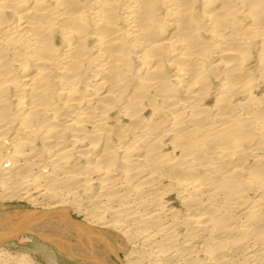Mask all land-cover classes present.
<instances>
[{
  "label": "bare ground",
  "instance_id": "bare-ground-1",
  "mask_svg": "<svg viewBox=\"0 0 264 264\" xmlns=\"http://www.w3.org/2000/svg\"><path fill=\"white\" fill-rule=\"evenodd\" d=\"M12 199L0 264H264V0H0Z\"/></svg>",
  "mask_w": 264,
  "mask_h": 264
},
{
  "label": "rangeland",
  "instance_id": "rangeland-1",
  "mask_svg": "<svg viewBox=\"0 0 264 264\" xmlns=\"http://www.w3.org/2000/svg\"><path fill=\"white\" fill-rule=\"evenodd\" d=\"M14 208H31V206H30V204L26 203L25 201H22V200H19V199H12V200L0 201V210H7V209H14ZM72 214H73V216L76 219H79V220L82 219V216L81 215L76 214L75 212H72ZM24 241H25V243H28L30 245V247L29 246L28 247L27 246L25 247L23 245L24 244ZM35 241H36L35 239H26V238L22 237L21 239L15 240L14 243L13 242L12 243H8V246H11L12 247L11 248L12 251L13 250L14 251L15 250L17 251L18 250L20 252V251L23 250V252L33 254L34 253L33 250L36 248V246H34ZM15 243H16V245L13 246ZM23 246H24L25 249L23 248ZM36 257H37V260L40 262V264H48V258L44 255L43 251L40 250L37 253ZM60 262H61V264H82L78 260H72V259L66 258L64 256L60 257ZM86 264H88V263H86Z\"/></svg>",
  "mask_w": 264,
  "mask_h": 264
}]
</instances>
